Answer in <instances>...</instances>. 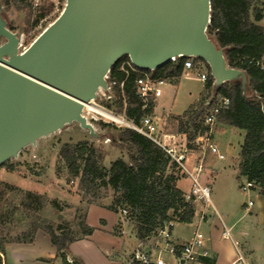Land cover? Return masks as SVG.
<instances>
[{
    "label": "water",
    "instance_id": "1",
    "mask_svg": "<svg viewBox=\"0 0 264 264\" xmlns=\"http://www.w3.org/2000/svg\"><path fill=\"white\" fill-rule=\"evenodd\" d=\"M211 0H67L60 16L22 52L0 10V165L73 122L97 136L84 104L107 90L128 56L141 70L173 57L206 62L216 86L247 76L209 37Z\"/></svg>",
    "mask_w": 264,
    "mask_h": 264
},
{
    "label": "rangeland",
    "instance_id": "2",
    "mask_svg": "<svg viewBox=\"0 0 264 264\" xmlns=\"http://www.w3.org/2000/svg\"><path fill=\"white\" fill-rule=\"evenodd\" d=\"M66 1L40 0V6L34 12L33 0H0V10L7 20L8 28L18 35L24 34L28 46L43 31L40 29L31 34L34 15L44 13L48 16L54 12L56 2L58 3L60 12L45 21L43 24L45 28L60 16ZM4 41L5 39L0 36V44ZM203 64L205 72L208 73L209 69L204 61ZM108 86H110L109 82ZM203 88V82L195 78H184L178 86L172 80L167 81L156 89V112L160 114L156 116L159 119L154 118V112L150 114L156 129V138L163 141L164 134H174L176 148L179 151L187 148L192 155L193 163L200 156L199 146L195 141L188 142L187 135L179 129L178 119L169 112L183 114L202 91L200 98L207 95ZM213 95L211 92L210 99ZM117 99L113 86H110L107 90L100 89L94 102L98 107L125 116L123 109L116 103ZM93 125L97 136L92 135L88 129L82 128L79 123L73 122L47 137L38 139L35 145L26 146L17 157L0 165V245L16 242L14 241L16 237L24 241L32 235L35 238L37 231L31 233L32 227L47 223H52L54 226L63 223L70 229L75 239H81L84 237L82 224L86 222L87 208L90 204L104 205L112 210L109 206L116 196L113 189L101 185L100 181L88 184L82 182L81 177H73L67 162L60 156L65 144L87 142L102 156L101 162L107 169L116 159L123 158L128 161L127 148L118 141L111 140L117 137L123 127L102 120L95 121ZM214 132L211 141L219 146L225 158L220 160L210 152L206 153L204 164L208 169L201 173L200 180L210 186L212 203L207 207L193 203L197 214L194 221L197 222L199 217L205 220L206 212L220 216L228 226L232 227L231 234L234 238L239 239L241 244L244 240L249 241L254 249L253 257L257 258V264H264V226L260 220V213L264 211L262 204L264 197L257 192L244 193L241 183L245 177H238L241 161L240 143L243 142L244 132L218 122ZM175 172L178 178L177 186L178 183L181 186L182 182L179 181L185 179L183 188L191 187V180L182 169L176 166ZM29 193L42 196L43 199L29 197ZM249 197L256 200L253 212L250 213L245 210V203ZM53 201L58 202V208L54 206ZM115 213L126 230V233H121L120 237L124 242L134 238L135 220L124 215L121 210ZM178 227L183 229L179 225ZM184 228L188 230L186 226ZM25 234H28V237ZM86 246H89V243ZM131 251L132 249H126L124 258H129ZM95 256L92 254V258H89L92 264H107L103 258ZM2 261L3 256H1V264ZM60 262L62 264L61 259Z\"/></svg>",
    "mask_w": 264,
    "mask_h": 264
},
{
    "label": "trees",
    "instance_id": "3",
    "mask_svg": "<svg viewBox=\"0 0 264 264\" xmlns=\"http://www.w3.org/2000/svg\"><path fill=\"white\" fill-rule=\"evenodd\" d=\"M260 5L261 0H211L209 37L224 50L230 67L245 72L246 87L241 80L216 86L205 62L209 69L205 83L207 95L183 115L174 117L179 121L180 131L187 135L188 142L194 141L207 130L203 118L211 92L213 99L217 96L230 98V106L218 115L217 122L244 131L238 177L243 176L260 184L264 197V72L260 67L264 56V27L257 23L263 19L264 13ZM186 59L177 58L156 70L146 71L154 78L176 79L182 75ZM128 62L131 63L128 56L120 58L112 66L108 82H115L116 103L123 109L125 117L138 125L146 115L154 112L155 105L153 96L144 101L137 94V80L143 70ZM111 140L127 148L129 160L116 159L109 169L102 164V156L87 142L65 144L60 156L67 162L73 177H81L82 182L88 184L100 181L101 185L113 189L116 196L109 208L115 212L128 209L127 217L135 220L139 240L153 238L169 220L191 223L196 215L195 206L185 199V192L177 186V164L166 151L130 127L120 129L117 137ZM28 196L43 199L32 193ZM53 204L59 207L57 201ZM82 227L84 236L92 234L93 228L86 222ZM39 229L49 234L62 264H82L76 258H72L73 263L68 261L69 247L77 239L63 223L57 226L52 223L34 225L31 233ZM33 240L34 235L25 241L16 237L14 241L31 243ZM1 254H5V244L0 245V264Z\"/></svg>",
    "mask_w": 264,
    "mask_h": 264
},
{
    "label": "built area",
    "instance_id": "4",
    "mask_svg": "<svg viewBox=\"0 0 264 264\" xmlns=\"http://www.w3.org/2000/svg\"><path fill=\"white\" fill-rule=\"evenodd\" d=\"M33 1V10L36 12L40 6V0ZM57 12H60V9L58 3L56 2V7L54 8V12L52 14L48 16L45 14L42 15V13L34 15V18L32 19L33 31L31 34L40 29L44 31L48 27L43 28L45 21ZM19 37V51L22 52L29 45H26V36L24 34H20ZM177 58L181 57H173L171 61H176ZM196 59L197 58L194 57H187L184 61L183 73L194 67V60ZM129 64L131 66L133 65L132 63ZM260 67L264 72V63H261ZM140 73L141 76L137 80V94L144 101H147L149 97L153 96L157 86H161L167 81L173 80V78H154L151 76V73L146 70H143ZM200 77L202 80L207 81L208 73H202ZM114 84L115 82L109 83L110 86H114ZM110 86H108V88ZM90 103H93L92 105H94L97 110H91L87 104H84L83 115L89 123L93 125L95 121L102 120L104 122L113 123L118 127H130L152 139L166 151L172 160L176 162L177 167L182 169L184 174L191 180V187L189 191L185 193V199L193 203L203 204L206 207L212 203L211 188L201 182L200 176L205 169L204 160L207 152L216 155L218 159L222 160L225 158V154L221 152L216 143L211 141V138L215 133L214 130L217 124L218 115L230 106V98L226 96H219V98H209L207 100L203 118V123L207 127V130L204 134L197 136L194 140L199 146L200 151V156L194 163L192 162V155L189 153L190 151L187 148L183 151H179L176 148L175 142L165 140L161 141L156 138V129L150 115H146L141 120L140 124L137 125L133 121L128 120L125 116L117 115L105 108L96 106L94 101H91ZM241 189L244 193L257 192L260 194L262 192V186L260 184L255 181L248 180L247 178H245V180L241 183ZM254 205L255 201L253 199H249L245 203V210L249 211ZM121 212L126 216L129 214L128 210L125 208H123ZM174 226V220H169L165 223L164 227L158 231L156 236L153 237L154 245L151 247L152 249H148L147 244L145 243L147 240H141L125 264H169L163 257L164 253L172 255L176 260V264H186L199 258L210 257V251L204 246V235L199 230L195 231L190 239L184 244L175 245L171 239L172 229ZM224 235L231 240L233 239L229 228L225 227ZM234 244L236 247V258L231 264H250L239 244L237 242H234ZM68 261L73 263L71 258H68Z\"/></svg>",
    "mask_w": 264,
    "mask_h": 264
},
{
    "label": "crops",
    "instance_id": "5",
    "mask_svg": "<svg viewBox=\"0 0 264 264\" xmlns=\"http://www.w3.org/2000/svg\"><path fill=\"white\" fill-rule=\"evenodd\" d=\"M260 7L263 9L264 13V0H261ZM257 23L264 27V17ZM194 63L195 65L192 69L186 70L179 78L172 80L177 86L184 78H195L203 82L205 88L206 81L202 80L200 77L202 73H207L204 70L203 61L196 59L194 60ZM191 71H194V73H191ZM158 87L159 86H157L156 89ZM156 89L153 93V100L155 105L154 118L159 119V117L156 116L160 115L156 112ZM200 96L189 106V108L199 100ZM169 113L175 116H181L184 114H175L172 112ZM162 139L163 141L165 140L175 142V135L167 133L164 134V137ZM241 144L242 142L240 143V145ZM207 169L208 168L205 167L204 171H207ZM179 182H182V184L180 186L178 183V187L185 193H187L190 189V186L187 189L183 188L185 187V179ZM249 199L254 200L253 197H249L247 201ZM254 201L256 204V200ZM262 204L264 208V198ZM254 207L255 205L249 211L246 210V212H253ZM260 214L261 224L262 226H264V211ZM86 223L88 226L93 228L92 234L74 241L69 247L70 255L68 256V258H76L80 260L82 264H92L89 259L92 258V254L96 255V258H103L104 261L107 262V264H125L130 258L136 246L141 241L137 238L135 233L134 238H130L129 241L124 242L123 238L120 237L121 233H126V230L123 228V224H120L118 215L114 211L109 210L104 205L90 204L87 208ZM178 225L183 227V229L179 227L177 228ZM184 226L188 228L187 231L185 230ZM225 227L229 228L231 232L232 227L228 226L223 218L221 219V217L217 216L215 213L206 212L205 220L199 217L197 222L194 221V219L191 223L177 222L172 229L171 239L175 245H182L190 239L195 231L199 230L203 233L204 246L210 251V257L199 258L186 264H231L236 258V247L234 242H237L239 244L250 264H257V258L253 257L254 249L252 248V245L249 243V241L244 240V242H242L241 244V241H239V239L237 238H234L233 236L232 240L230 238H227L224 235ZM79 243H82L83 245ZM88 243L89 246H86V244ZM145 243L147 244L148 249H152L151 247L154 245V239L151 238ZM128 248L132 249L131 254L129 258H124L123 255L125 253V250ZM1 256H3V264H61L60 258L57 256V250L52 244L49 234L42 229H39L37 231L34 241L31 243H7L5 245V254H1ZM163 257L169 264H176L175 258L169 253H164Z\"/></svg>",
    "mask_w": 264,
    "mask_h": 264
},
{
    "label": "bare ground",
    "instance_id": "6",
    "mask_svg": "<svg viewBox=\"0 0 264 264\" xmlns=\"http://www.w3.org/2000/svg\"><path fill=\"white\" fill-rule=\"evenodd\" d=\"M93 103H87V106H89V108L91 109V110H97V108L94 106V105H92Z\"/></svg>",
    "mask_w": 264,
    "mask_h": 264
}]
</instances>
